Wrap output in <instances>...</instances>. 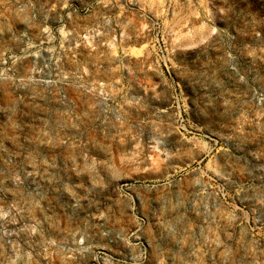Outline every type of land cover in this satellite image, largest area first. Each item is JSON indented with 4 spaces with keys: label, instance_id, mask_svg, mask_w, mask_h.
<instances>
[{
    "label": "rangeland",
    "instance_id": "374dc122",
    "mask_svg": "<svg viewBox=\"0 0 264 264\" xmlns=\"http://www.w3.org/2000/svg\"><path fill=\"white\" fill-rule=\"evenodd\" d=\"M0 264H264V0H0Z\"/></svg>",
    "mask_w": 264,
    "mask_h": 264
}]
</instances>
